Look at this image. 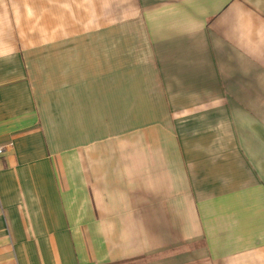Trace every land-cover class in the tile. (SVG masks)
Here are the masks:
<instances>
[{"label":"crops","instance_id":"0c3cea01","mask_svg":"<svg viewBox=\"0 0 264 264\" xmlns=\"http://www.w3.org/2000/svg\"><path fill=\"white\" fill-rule=\"evenodd\" d=\"M0 264H264V0H0Z\"/></svg>","mask_w":264,"mask_h":264},{"label":"built area","instance_id":"2783aa9c","mask_svg":"<svg viewBox=\"0 0 264 264\" xmlns=\"http://www.w3.org/2000/svg\"><path fill=\"white\" fill-rule=\"evenodd\" d=\"M11 149V145H0V155L3 154L4 152H7Z\"/></svg>","mask_w":264,"mask_h":264}]
</instances>
